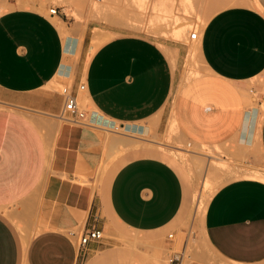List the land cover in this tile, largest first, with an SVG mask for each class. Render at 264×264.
<instances>
[{"label": "crops", "instance_id": "1", "mask_svg": "<svg viewBox=\"0 0 264 264\" xmlns=\"http://www.w3.org/2000/svg\"><path fill=\"white\" fill-rule=\"evenodd\" d=\"M1 8L0 264H165L192 210L161 143L171 116L201 162L220 150L233 158L218 157L230 172L200 213L215 264H264V173L254 170L264 159V0L206 22L203 72L190 81L183 47L167 46L174 64L152 39L120 35L85 56L87 33L66 22L61 0ZM57 84L81 101L83 124L63 116ZM91 229L106 237L80 246ZM187 245L174 254L181 264Z\"/></svg>", "mask_w": 264, "mask_h": 264}, {"label": "rangeland", "instance_id": "2", "mask_svg": "<svg viewBox=\"0 0 264 264\" xmlns=\"http://www.w3.org/2000/svg\"><path fill=\"white\" fill-rule=\"evenodd\" d=\"M152 1L153 2H151V0H61V2L65 3L68 8L67 14L69 16V19H67L66 22L69 25L75 23L80 28V31L78 30L80 36L83 35L84 37V35L87 33L85 56L87 54L91 55V53H93L98 47L116 36L140 35L150 38L158 43L171 57V60L174 64L175 56L173 54V50L167 46L175 45L183 47V52L184 54L186 53V56L182 58L179 69L180 71H182L185 80L190 81L192 79H198V77L203 72L202 65L196 59L188 57V42L173 38L171 34L172 22L169 18L175 14H177L178 16H184L185 14V16L190 18L191 20L198 18L199 22L201 21V26L203 28L207 22V14H209V11L214 8L215 1L221 2V6L223 7L222 9H224L226 7H229V2H231L232 5H237L238 0ZM155 3H159V6L162 8L161 17H157V15L152 10ZM2 11L3 9L1 8L0 12ZM174 12L175 14H173ZM73 13L75 16L73 15ZM168 13L169 15H167ZM49 14H51V12ZM163 19H165V21H163ZM185 23L188 24L190 22ZM69 32L71 35L70 30ZM192 32L194 33L196 31L192 30ZM200 35L201 34H199L198 36L199 38ZM194 71L198 72V76L189 79V75ZM55 86L57 90L61 91L63 88L69 87L70 85L57 84ZM80 106L82 107L81 101ZM171 120L172 116L169 119L164 138L161 142L165 147L164 150H161L168 153L167 155H165V157L179 170L185 182L187 191L192 198V210L190 212L188 222L184 226L185 234L182 235V238H180L178 235L174 236L173 238L180 242L179 249L175 252L177 254L182 253V245L188 238L187 249L185 250L183 255L184 260L187 261L188 258H193L192 255L203 254L205 255V257H208L209 264H215L216 260L214 254L206 247V244H204L200 238V226L203 225V220H201V222H195L194 212L198 201V198L196 196L202 195L201 187L206 175L209 179H212L214 182L216 181L215 190L212 193H209V195L204 200L206 201L207 209L210 200L212 199L218 188L226 183L225 179L223 180V177L225 176L224 174L230 172V168L219 170L217 164L215 163L222 162L218 161V157L230 160L232 166L233 158L223 150H217V155L212 154L214 156V159L205 157L201 163L194 160L188 155L185 157V154L183 153L181 148L188 149L192 152H199V149H197L198 146H196L194 141L191 139L185 138L183 140L179 138L181 136L179 132L178 134L170 132V129L172 128L171 126H173V122ZM151 138L155 139L153 137ZM188 144L192 145V147H188ZM157 149L160 148L157 147ZM127 151V149L121 148V152L119 154H124ZM254 167V170L264 173V159L260 158L259 164ZM232 176H237V172H235ZM104 237H106V234H104ZM175 252H171L165 258V264H169V258L174 255Z\"/></svg>", "mask_w": 264, "mask_h": 264}, {"label": "bare ground", "instance_id": "3", "mask_svg": "<svg viewBox=\"0 0 264 264\" xmlns=\"http://www.w3.org/2000/svg\"><path fill=\"white\" fill-rule=\"evenodd\" d=\"M122 1V0H121ZM146 2V1H145ZM151 2H153L151 0ZM238 4H240L241 0H238L237 1ZM144 4V3H143ZM188 4V3H187ZM237 4V5H238ZM232 3L229 2L228 6H231ZM235 5V4H233ZM165 8V7H164ZM223 7L221 6V2L219 1H215L214 3V8L209 11V14H207V21L212 17L214 16L218 11H220ZM171 9V8H170ZM152 10L154 11V13L157 15V17H161V14H162V8L159 6V3H155ZM174 10V8H173ZM184 11V10H182ZM186 12V11H184ZM175 14V12L173 13ZM172 14V15H173ZM74 15V13H73ZM72 15V16H73ZM169 15V13L167 14ZM75 16V15H74ZM166 18V17H164ZM76 19V18H75ZM168 19V18H167ZM172 22L171 26H172V29H171V34L173 36V38L175 39H179V40H183L185 42H188V45H189V49H188V57H192L194 59H196L198 62L201 63V54H200V45H201V35H200V38L197 40V41H193L191 39V35L193 34L192 30L196 31L197 33L201 34L202 32V26H201V21L199 22L198 18H195L194 20H191L190 18L186 17L185 14L184 16H178L177 14L171 16L169 18ZM169 20V21H170ZM163 21H165V19H163ZM185 22H190V23H185ZM138 23V22H137ZM121 24V23H120ZM123 25V24H122ZM67 28V27H66ZM150 32V30H149ZM156 32V31H155ZM154 33V32H153ZM65 37L68 38L69 37V33H65ZM196 76H198V72H191V74L189 75V79H192V78H195ZM89 104V103H88ZM61 120V119H60ZM63 120V119H62ZM61 120V121H62ZM68 120H71L70 118H68ZM64 122V121H62ZM66 123H68L66 121ZM173 126H171V132L174 133V134H178L179 130L177 128V125L175 124V122L173 121ZM179 138L182 139V137L180 136ZM188 147H192V145L188 144ZM176 149V148H175ZM197 149H199L197 147ZM181 150L183 151V153L185 154V157L188 155L190 156L191 158H193L194 160L198 161L199 163H201V149H199L198 151L199 152H192V151H189L188 149H182ZM216 166V165H215ZM218 168L220 170H224L226 168V166L222 165V164H217ZM216 182V181H215ZM212 179L210 180H207L205 181L203 184H202V187H201V194L202 195H199V196H196L198 198V201H197V205H196V209H195V212H194V218H195V222H198L199 219H200V213H201V210H202V207H203V204H204V200L206 199L207 195L209 194V192L213 189V187L216 185ZM200 193V192H199ZM197 200V199H196ZM188 261V260H187ZM187 261L184 260V263L183 264H187ZM190 262V261H189ZM191 263V262H190ZM189 263V264H190Z\"/></svg>", "mask_w": 264, "mask_h": 264}, {"label": "built area", "instance_id": "4", "mask_svg": "<svg viewBox=\"0 0 264 264\" xmlns=\"http://www.w3.org/2000/svg\"><path fill=\"white\" fill-rule=\"evenodd\" d=\"M57 10L52 9L51 13L53 15H56ZM199 34L197 32H194L191 35L192 40H197L199 39ZM80 90L85 91L86 90V84L82 83L80 85ZM61 93L64 95L65 100H66V105H65V112H64V117L66 120L70 118L71 122H75L78 124H83V119L85 118V112L80 106V101L79 99L73 94V90L71 87H65L61 90ZM104 237V234L101 230L97 229H91L79 238V245L80 246H85L87 245L91 240H101ZM169 264H181V259L178 256L172 255L169 258Z\"/></svg>", "mask_w": 264, "mask_h": 264}]
</instances>
